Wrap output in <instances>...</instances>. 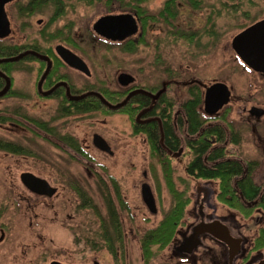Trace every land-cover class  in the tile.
<instances>
[{
	"label": "rangeland",
	"instance_id": "obj_1",
	"mask_svg": "<svg viewBox=\"0 0 264 264\" xmlns=\"http://www.w3.org/2000/svg\"><path fill=\"white\" fill-rule=\"evenodd\" d=\"M30 1L32 0H18L6 7L13 32L5 42L16 45H31L37 42L44 48H52L54 53L59 44L71 49L85 60L92 76L89 78L66 65L58 67V71L60 77L67 78L68 82L78 89L102 83L106 88L117 90L121 88L118 76L127 73L135 77L133 86L166 91L167 96L174 102L173 118L177 121L183 114L182 103L189 98V86L198 84L205 87L215 82L225 83L230 88L231 100L221 114H228V120L242 133V141L238 146L225 143L227 154L241 162L258 161L260 166L255 171L254 178L256 182L264 183V117L256 123L248 112L253 107L264 110V80L247 71L231 46L236 35L264 19V0H194L197 1L198 7L200 5L199 8L189 5L185 0H177L176 20L163 23L159 19L155 23H149L145 45H142V26V33L134 37L139 44L135 53H126L117 47L106 46L93 31L94 23L102 16L131 13L139 18L136 11L120 0H65V14L47 29V32L53 33L61 31L64 36L52 42H46L41 32L47 28L53 17V5L43 8L44 10L31 17H22L20 8ZM166 1L149 0L143 6L155 14L164 8ZM175 26L178 28H174ZM179 30L188 34L196 33L194 40L174 35ZM209 30L216 31L217 35L210 36ZM69 36L75 39L77 47L66 41ZM24 67L29 68L28 71L13 73V90L18 95L0 100V111L15 113L22 109V117L28 116L45 122L48 127L57 126L59 137L70 136L76 139L84 151L93 157L95 163L94 168L89 160L75 155L61 142L57 149H54L29 131L12 127L11 123H0V139L18 141L24 150H27L26 155H32L29 158L15 157L13 161H7V154L0 151V172L7 171L10 166V171L14 173L30 170L53 178L57 174L60 182L64 199L62 217L58 222L49 223L51 227H48L45 246L51 250H62L64 257L61 261L65 264H85L89 258L91 260L95 257L102 264H119V261H112L106 249L102 247L104 243L94 234L99 225L97 212L100 214L105 211L102 190L107 188L101 184V179L104 176L108 189L112 192V184L106 181L112 176L118 182L122 198L131 210L127 213L119 209V215L126 224L125 264H145L141 239L148 230L158 227L171 207V197L161 165L156 159L153 160L146 136L134 135L132 123L126 114L107 115L92 112L60 117L61 120H58L59 99H40L36 94L37 82L43 74L39 73L40 65L27 62ZM221 125L227 128L224 123ZM176 133L181 139L180 148L183 152L178 157H173V167L176 170L174 180L180 191L184 189L183 180H187L190 185L188 195L192 203L188 206L172 243L162 250L155 247L154 256L148 264H186L173 256V247L180 245L183 238L186 239L199 224L198 207L201 201L204 203L203 198L209 199L213 206H217V213L222 216V220H225L223 215L232 214L233 222H229L230 228L234 234L241 231L246 235V248L249 250L259 225L257 226L253 219L242 218L238 212L216 200L219 193L216 181H196L187 176L185 166L191 160V155L186 140L191 137L187 136L184 128L178 129ZM94 134H99L107 140L114 152L113 156L97 150L93 144ZM49 138L54 140V137ZM37 158L40 161H37ZM93 172L97 175L96 178ZM143 183H148L151 187L156 199L157 214H152L143 203ZM75 184L81 187L78 186L79 190L86 192L87 197L93 198L97 204L94 207L97 212L91 205L94 212H87V209L81 211L82 207L76 202L77 197L73 190L77 188H74ZM112 198L117 205L114 195ZM262 214L257 213L258 216ZM106 220L108 221L107 218ZM234 223L238 224L239 230ZM131 228L135 230L134 235L129 232ZM204 242L205 247L199 246L188 264H219L221 254L217 244L209 239ZM257 253L260 258L264 257V248Z\"/></svg>",
	"mask_w": 264,
	"mask_h": 264
},
{
	"label": "trees",
	"instance_id": "obj_2",
	"mask_svg": "<svg viewBox=\"0 0 264 264\" xmlns=\"http://www.w3.org/2000/svg\"><path fill=\"white\" fill-rule=\"evenodd\" d=\"M64 1L32 0L20 8L21 16L31 17L43 8L53 5L55 10L53 17L47 28L41 32L46 42H52L64 36V33L61 31L57 33L47 32V29L65 14L66 4H64ZM120 1L133 11H136L141 19L144 30L142 45L147 44L145 37L149 23H155L159 19L163 23H167L169 20L173 22L178 15V9L176 8L177 0H167L164 8L155 14L149 12L143 6L149 0ZM185 2L193 7H198L197 1L185 0ZM174 28L178 27L175 26ZM209 31H211L210 36L217 35L216 31ZM174 35L193 41L196 33L188 34L186 31L179 30ZM71 38V36L67 37L66 41L77 47V42ZM5 40H0V92L8 88L9 80H13V73L15 71H28L29 68L24 67V64L27 62L38 63L40 65L39 73L41 74L46 71L49 61L52 63V67L48 72L47 88L54 86L56 82L61 80L68 82L67 78L60 77L61 74L58 71V67L63 65V62L55 55L52 48H44L43 45L37 42L31 45H16L6 43ZM101 40L106 46L117 47L126 53H135L139 47V44H137L134 38L123 43H111L102 38ZM69 85L73 93H69L70 97L67 94V88L65 86H62L53 94L54 98L60 101L58 108L60 112L58 115L59 118L92 112L107 115L126 114L132 123L134 135L141 134L146 136L153 160L156 159L161 165L167 189L171 197V207L165 213V217L158 227L148 230L141 239V248L145 256L144 262L148 264L154 256L155 247L158 250H162L172 243L177 228L185 216L188 206L192 203V199L188 195L190 185L187 180H183L184 189L181 191L176 187L174 180L176 170L173 167V155L179 152L182 145L181 139L176 133L177 130L173 125L174 102L167 96L164 90L152 88L143 89L136 85L131 88H123L121 86L117 90L106 88L102 83L86 85L80 89L70 83ZM205 88L206 86L202 87L198 84H193L188 87L189 98L182 103L183 114L176 122L179 125V130L184 128L187 136L191 137L186 140L191 160L185 166V172L192 180L216 181L219 186V193L216 196V200L229 209L238 212L243 217L249 218L255 212L250 204L260 195V188L255 185L251 176L260 164L258 161L241 162L228 156L227 149L224 146L225 143L229 142L238 146L242 141V133L236 128L233 122L228 120V114L225 112L216 116H210L205 113L203 108ZM8 90L0 98L18 95L11 87ZM21 114V111L15 113H4L0 111V123L6 124L10 121L19 122L18 119H20L21 123L34 125L47 132H51L47 123L40 122L28 116L22 117ZM219 122L224 123L227 128L225 129L224 126L218 124ZM61 142L69 147L75 155L81 156L95 165L93 157L84 151L76 139L70 136H63L61 137ZM18 149L17 146H11L0 140V150L16 152ZM19 153L26 154L27 150H20ZM102 170L106 171L105 168H102ZM245 171L247 172L245 173ZM103 177L101 184H104L107 189L105 191L102 190V192L108 203L111 219L109 244L111 245V252L114 254L116 249L115 244H117L121 235L118 209L126 211L127 213H130V209L126 201L122 198L116 179L112 176L108 177V180L106 179L107 182L109 181L112 184V192H110ZM78 186V184H75L74 188L77 187L76 190H79L81 187L79 186V188ZM79 192V194L83 193L86 197V193ZM112 195L115 196L117 205ZM262 198L259 207L264 208V195ZM90 205L91 203H86L84 207L87 208ZM201 205H203L202 201L198 207V212H200ZM206 208L207 206L205 210H207ZM94 210L97 212L96 208ZM97 215L101 217L98 212ZM101 229L104 231L102 239L106 240L105 225L101 226ZM102 247H106V245L103 244ZM263 248L264 228L260 230L258 237L254 240L253 251H259Z\"/></svg>",
	"mask_w": 264,
	"mask_h": 264
},
{
	"label": "flooded vegetation",
	"instance_id": "obj_3",
	"mask_svg": "<svg viewBox=\"0 0 264 264\" xmlns=\"http://www.w3.org/2000/svg\"><path fill=\"white\" fill-rule=\"evenodd\" d=\"M137 19L139 20V26L141 29L142 21L138 17ZM55 55L58 57L56 51H55ZM65 65L66 64L63 63V66ZM245 67L248 72H251L252 74H256L260 79L264 80L263 73L256 72L246 65ZM69 68L72 69L71 67ZM72 70L77 71L75 69H72ZM43 74L40 77L39 81L37 82V86H36V89H37L36 94L40 99L57 100L56 98H54L53 94H55L57 90H59L62 86H65L67 88V94L69 97H70V94H73L69 88L70 86L69 82L65 80L58 81L54 84V86L47 88L46 84H48V75L45 77L44 80H42ZM134 84H132L131 86L127 88H131ZM13 85H14V80H11L9 87L13 89ZM5 90L6 92L9 91L8 89H5ZM4 91H1L0 94ZM1 96L3 95H0V97ZM6 98H11V97L5 96L3 98H0V100L6 99ZM258 109H261V108L258 107ZM250 110L248 111L250 118L255 119L256 123H259V121L263 119L264 115H262L261 117H257L256 113L255 115H252L250 113ZM20 111H22V109ZM57 113L58 115L60 114L59 111H57ZM58 120H61V119L59 118ZM18 121L19 122L10 121L8 123H11V126L17 129L19 128L21 130L31 132L34 136L40 138L41 141L45 140L46 143H48L50 147L57 149V145L59 144V142H61V137H59L60 135L58 134L57 126L49 127L51 132H47L46 130L36 127L34 125L32 126L30 124L26 125L25 123H21L20 119H18ZM176 122L177 121H174V118H173V125L175 129L178 130L179 125ZM218 124H222V123L219 122ZM31 127H34V128H31ZM42 131H44L45 133H43ZM94 135H93V141H94ZM47 136L54 137V140H51ZM0 140L4 141L5 143L11 146H17L19 148L18 151L16 152H8V151L0 150L1 152H5L7 154V157H6L7 161H13V158L15 157L16 158H19V157L29 158L32 156V155L27 156L26 154L19 153V151L24 150V148L22 147L21 144L18 143V141L13 142L11 140H3V139H0ZM181 149L182 148H180L179 151ZM178 153H175L173 156L175 157V155ZM110 156H113V155H110ZM36 160L40 161L38 158ZM93 167L95 168L94 165ZM9 168L11 167L8 166L7 171L0 172V174H2V176H0V188L2 189V191H0V264H54V263L65 264L64 262L61 261V258L64 257L63 255L64 252L62 250L60 249L51 250L50 247L45 246V241H46V237L48 236V230H49L48 227H51L49 223L52 224L53 222H58L59 220H61V217H62L61 208L63 207L64 199H63L62 189L60 188L61 185L59 184L60 182L58 180L57 174H55L53 178L52 176H43L41 173L33 172L30 170L14 173V172H11ZM246 172L247 171H245V173ZM26 174L34 177L32 179L29 178L28 183L25 182L23 179V176ZM254 174L255 172L253 173L251 177L255 185H257L260 188V195L254 201H252V204H250V206L254 208L255 212L249 218H245L242 215L241 217L244 219H253L257 222V226L259 225V227L257 229L256 237H258L260 230L264 228V208L259 207V203L262 201L263 199L262 196L264 195V183L260 184L256 182L254 178ZM93 175L96 178L97 175L95 176L94 172H93ZM2 183L4 184V186ZM144 185H147L150 187L148 183H143L141 186V197H142L143 203L146 205L147 209L152 214H157L158 208H157L156 199L154 197V194L152 192L156 209H155V206H153L154 207L153 208L147 203L144 197V191H143ZM73 190L76 193V197H77L76 202L78 203V205H81L82 207L81 211H84V209H87V212H90V210L94 212L91 206H93L94 208L96 207L97 204L94 203L95 201L93 200V198L87 197V196L85 197L83 193L79 194L80 193L79 191H82L83 189L81 190L73 189ZM102 201H103V206L105 208L106 213L105 211L100 213L102 218L98 216L96 217L97 221L99 222V225L97 226L98 229L94 231V234L99 239H101L104 245H106V247L104 248L106 249L107 253L111 256L112 261L115 260L116 262L119 261V264H125L126 248H127L126 224L123 222V219L119 215L121 235L119 237V240L117 241V244H115L116 249H115V253L113 254L110 249L111 245L109 244L110 243V232H111L110 231L111 219H110V214H109L108 203L104 198L102 199ZM203 201L204 203L203 205H201L200 212L198 213L199 218L197 217V220H198L197 223H201V222L211 223L214 221H220L229 228L231 235L235 239H241L242 243H241V248L238 254L234 257V259H232V261L230 259L229 246L225 242L218 240L217 238L213 237L210 234H205L200 237V239L203 240L201 247L203 246L205 247L204 240L209 239L215 242L221 254L220 255L221 260L219 264H256L259 261L264 260V257L260 258L259 255H256L258 254L257 252H260V250L253 251L254 250L253 249L254 240L256 238L253 240L252 246L248 250L246 248L248 244V239L246 238V235L243 234V232L241 231H237L236 234L232 232L230 228V223H229V222H233L232 214L223 215L225 217V220H222L221 219L222 216L217 213V206L216 207L213 206L209 202V199L207 198H205V200ZM86 203H89V204L91 203V206H90L91 209L90 207H87V208L84 207ZM206 206H207L206 208L207 210H205ZM154 209L156 210V212L154 211ZM211 212H213V214H211ZM257 213L259 214L263 213V214L258 216ZM106 218L108 219V221L106 220ZM71 220H73V215H71ZM234 224L236 228L239 230L240 227L238 226V224L236 223ZM103 225H105L106 240L102 239V235L104 234V231L101 229V226ZM131 225H134V224H131ZM27 232H29L30 234H27ZM129 232L131 235H134L135 230L131 228ZM189 236L186 239L183 238L182 242H180V245H176L173 247V256L178 257L180 262H184L186 264L189 263V261L194 256V253L196 251L195 249L192 253H189V254L180 251V248L182 247L183 243L189 238ZM99 251H102V250L99 249ZM89 259L87 260L88 262L85 264H93L95 262H99L100 264H102V262H100V260H98V258L96 257L91 260Z\"/></svg>",
	"mask_w": 264,
	"mask_h": 264
},
{
	"label": "water",
	"instance_id": "obj_4",
	"mask_svg": "<svg viewBox=\"0 0 264 264\" xmlns=\"http://www.w3.org/2000/svg\"><path fill=\"white\" fill-rule=\"evenodd\" d=\"M16 1L18 0H0V40L8 39L12 35L13 31L11 27V21L6 7ZM93 31L100 38L112 43H123L142 33L137 15H133L131 13L110 14L102 16L94 23ZM231 46L236 55L246 66L256 72L264 74V19L254 23L236 35L232 40ZM55 51L64 64L79 71L87 77L92 76L91 70L87 63L69 48L59 44L56 46ZM51 67L52 63L49 61L42 80H44L48 75ZM118 83L120 86L127 88L135 83V77L127 73H121L118 76ZM9 86L10 81L7 89H9ZM5 93L6 91L2 92L0 95H4ZM230 100V88L223 82H215L209 86H206L205 88L203 96L204 111L210 116L219 115V113L227 105H229ZM250 113L252 115H255L256 113L257 117H261L264 115V110L252 108ZM93 144L98 150L104 153L109 155L114 154L108 142L99 134L94 135ZM182 152L183 149H181L179 153L175 155V157L181 155ZM29 178L32 179L34 177L27 174L23 176L24 181L27 183ZM143 191L147 203L152 207L155 206L151 188L147 185H144ZM155 209L154 211L156 212ZM205 234H210L218 240L225 242L229 246L231 261L238 254L241 248L242 240L235 239L225 224L220 221H214L211 223L201 222L197 224L193 228L189 238L183 243L180 251L188 254L192 253L195 249L202 245L200 237ZM93 264L100 263L95 262ZM256 264H264V260H261Z\"/></svg>",
	"mask_w": 264,
	"mask_h": 264
}]
</instances>
